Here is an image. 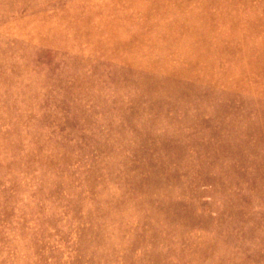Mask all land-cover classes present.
Masks as SVG:
<instances>
[{"label": "rangeland", "instance_id": "obj_1", "mask_svg": "<svg viewBox=\"0 0 264 264\" xmlns=\"http://www.w3.org/2000/svg\"><path fill=\"white\" fill-rule=\"evenodd\" d=\"M0 264H264V0H0Z\"/></svg>", "mask_w": 264, "mask_h": 264}]
</instances>
